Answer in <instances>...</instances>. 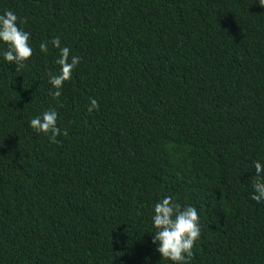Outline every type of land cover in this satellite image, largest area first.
<instances>
[{"label":"trees","instance_id":"obj_1","mask_svg":"<svg viewBox=\"0 0 264 264\" xmlns=\"http://www.w3.org/2000/svg\"><path fill=\"white\" fill-rule=\"evenodd\" d=\"M33 55L0 59V264H171L154 203L200 216L191 264H264V5L260 0H0ZM59 37L79 65L54 98ZM2 50V49H0ZM99 108L88 112L90 99ZM67 136L28 126L44 109Z\"/></svg>","mask_w":264,"mask_h":264},{"label":"clouds","instance_id":"obj_2","mask_svg":"<svg viewBox=\"0 0 264 264\" xmlns=\"http://www.w3.org/2000/svg\"><path fill=\"white\" fill-rule=\"evenodd\" d=\"M260 3L264 5V0H260ZM25 24L26 20L11 9L0 12V59L7 65H15L16 70L24 67L34 51L30 42L31 32L25 30ZM49 44L59 50L55 61L58 70L48 76V83L55 89L51 94L59 98L61 89L71 79L81 58L72 54L69 46H62L59 37L42 41L39 44L40 52L47 54ZM98 108L97 100L91 98L88 112ZM58 119L59 113L54 108H48L31 117L28 126L35 133L44 134L51 143H57V137L68 135L66 129L59 127ZM253 168L255 175L251 182L253 191L250 199L259 204L264 201V160L254 161ZM151 226L154 229L152 243L156 245L160 260L170 261L171 264H191L194 245L201 237L200 216L194 205L181 206L172 196H163L152 206Z\"/></svg>","mask_w":264,"mask_h":264}]
</instances>
